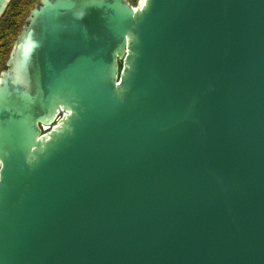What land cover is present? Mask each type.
Masks as SVG:
<instances>
[{
  "label": "water",
  "instance_id": "obj_1",
  "mask_svg": "<svg viewBox=\"0 0 264 264\" xmlns=\"http://www.w3.org/2000/svg\"><path fill=\"white\" fill-rule=\"evenodd\" d=\"M0 264H264V0H40L0 74Z\"/></svg>",
  "mask_w": 264,
  "mask_h": 264
},
{
  "label": "trees",
  "instance_id": "obj_2",
  "mask_svg": "<svg viewBox=\"0 0 264 264\" xmlns=\"http://www.w3.org/2000/svg\"><path fill=\"white\" fill-rule=\"evenodd\" d=\"M39 0H12L0 21V74L29 11Z\"/></svg>",
  "mask_w": 264,
  "mask_h": 264
},
{
  "label": "rangeland",
  "instance_id": "obj_3",
  "mask_svg": "<svg viewBox=\"0 0 264 264\" xmlns=\"http://www.w3.org/2000/svg\"><path fill=\"white\" fill-rule=\"evenodd\" d=\"M39 1H40V0H39ZM39 1H38V2H39ZM128 1H129L133 6H137V5L140 3L141 0H128ZM38 2H37V3H38ZM37 3H36V5H37ZM36 5H34V7H35ZM34 7H33V8H34ZM33 8H32V9H33ZM32 9H31V10H32ZM31 10H30V11H31ZM30 11H29V13H30ZM29 13H28V15H29ZM27 17H28V16H27ZM27 17H26V19H27ZM26 19H25V21H24V24H25V22H26ZM24 24H23V25H24ZM22 27H23V26H22ZM15 42H16V41H15ZM14 44H15V43H14ZM12 46H14V45H12ZM12 49H13V48H12ZM11 51H12V50H11ZM10 53H11V52H10ZM9 56H10V54H9ZM9 56H8V58H9ZM7 60H8V59H7ZM6 62H7V61H6ZM4 69H6V67H5ZM4 69H3V70H4Z\"/></svg>",
  "mask_w": 264,
  "mask_h": 264
}]
</instances>
